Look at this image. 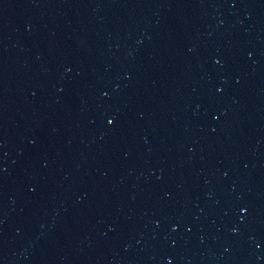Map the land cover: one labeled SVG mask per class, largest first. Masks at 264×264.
Returning a JSON list of instances; mask_svg holds the SVG:
<instances>
[{
  "label": "water",
  "instance_id": "water-1",
  "mask_svg": "<svg viewBox=\"0 0 264 264\" xmlns=\"http://www.w3.org/2000/svg\"><path fill=\"white\" fill-rule=\"evenodd\" d=\"M0 264H264V0H0Z\"/></svg>",
  "mask_w": 264,
  "mask_h": 264
}]
</instances>
